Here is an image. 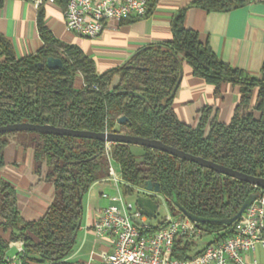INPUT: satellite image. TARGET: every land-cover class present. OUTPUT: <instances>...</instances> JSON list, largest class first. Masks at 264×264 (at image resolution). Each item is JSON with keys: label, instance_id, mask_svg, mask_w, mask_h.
<instances>
[{"label": "trees", "instance_id": "16d2710c", "mask_svg": "<svg viewBox=\"0 0 264 264\" xmlns=\"http://www.w3.org/2000/svg\"><path fill=\"white\" fill-rule=\"evenodd\" d=\"M55 1L65 4L64 0ZM156 1L147 0L144 17L152 12ZM248 1L193 0L172 16L169 41L143 46L122 65L101 74L77 45L53 37L40 9L36 23L43 45L34 54L16 58L9 41L0 35V126L29 122L154 138L243 173L264 177V62L259 76L249 75L221 62L199 40L197 32L184 25L189 7L228 10ZM48 56L60 58L62 66H39ZM183 63L195 76L213 85L215 95L220 94L224 82L238 86L239 99L227 122L209 119V106L203 108L194 125L179 120L172 101ZM77 76L82 79L79 87ZM121 117L126 120L120 123ZM11 136L23 137L22 144L32 148L34 170L53 183L55 194L40 218L24 220L15 188L0 176V264H5L9 243L19 239L25 243L22 264H63L75 243L83 196L108 173L105 142L35 131L3 133L0 168ZM131 146L110 143L108 147L112 161L119 167L123 195L143 193L146 181L157 183L173 215L182 214L177 205L191 216L207 219L197 226L204 234L217 233L211 242L231 235L224 221L250 195H264L258 187L194 162L142 146L135 154ZM162 224L160 220L140 232L153 233ZM194 254L198 253H192V242L181 236L175 238L174 257L186 259Z\"/></svg>", "mask_w": 264, "mask_h": 264}, {"label": "crops", "instance_id": "0c3cea01", "mask_svg": "<svg viewBox=\"0 0 264 264\" xmlns=\"http://www.w3.org/2000/svg\"><path fill=\"white\" fill-rule=\"evenodd\" d=\"M192 1L157 0L148 16L140 19L129 17L120 23L110 21L97 37L85 38L66 29L65 4L62 1L43 2L35 6L34 0H2L0 35L9 41L16 58L34 54L43 45L36 23L41 9L43 23L53 37L77 45L94 61L96 72L101 74L122 65L143 46L169 41L172 16ZM184 25L196 31L199 40L207 44L221 62L249 75H260L264 62V0H250L228 10H206L192 6L185 12ZM81 84L82 79L77 76V87ZM238 99V86L224 82L220 86V94L215 95L214 86L195 76L191 67L183 63L172 107L179 120L189 125L197 122L201 111L207 106L211 107L209 119L227 122ZM9 139L3 152L4 164L0 168V176L15 188L21 217L24 220H36L44 214L53 199L54 185L43 174L35 172L33 150L22 144L23 137L11 136ZM113 190L116 191V188L112 182L100 179L84 194L83 214L75 243L63 264L98 262L103 253L111 251L113 236L106 234L101 238L96 237L92 225L101 210L112 204V196L106 193L111 194ZM103 193L107 196L103 197ZM159 221L153 224L147 219L150 225H156ZM205 234L211 237L207 242H203ZM205 234L199 241L192 242V253H199L206 244L213 241L217 233ZM17 253V241H12L5 251L4 259L13 258ZM244 256L246 259L253 258L256 264H264V247L257 245L253 253Z\"/></svg>", "mask_w": 264, "mask_h": 264}, {"label": "built area", "instance_id": "2783aa9c", "mask_svg": "<svg viewBox=\"0 0 264 264\" xmlns=\"http://www.w3.org/2000/svg\"><path fill=\"white\" fill-rule=\"evenodd\" d=\"M54 1L34 0V4L39 6ZM64 1L66 29L85 38L97 37L110 21L120 23L129 17L143 18L147 11V0ZM109 145L105 143L108 173L102 180L112 182L118 196L110 197L112 204L101 210L92 231L98 238L111 234L113 241L110 252L103 253L98 262L88 261L86 264H256L253 258L246 259L244 255L253 253L257 245L264 247V195L256 194L240 217L227 226L232 231L230 236L206 244L198 254L179 259L172 255L175 238L181 236L186 241H197L204 234L203 230L183 214L168 213L161 218L163 224L157 230L142 234L140 231L149 228L150 224L136 207L124 201L122 179L111 166ZM143 193H146L144 189ZM102 196L107 195L103 193ZM24 245L23 240H17L18 253L13 258H5V264H22Z\"/></svg>", "mask_w": 264, "mask_h": 264}, {"label": "water", "instance_id": "95a60500", "mask_svg": "<svg viewBox=\"0 0 264 264\" xmlns=\"http://www.w3.org/2000/svg\"><path fill=\"white\" fill-rule=\"evenodd\" d=\"M47 66L49 68H60L62 61L60 58L48 56L45 63H39V66ZM126 119L121 117L118 122H124ZM13 131H35L46 134L54 135H66L71 137H81L89 139H97L105 143H126L131 145H139L142 147H148L156 150L166 152L170 155L176 156L180 159L194 162L199 166L212 169L217 173L233 177L235 179L247 182L255 187L264 190V177L246 174L241 171L232 169L230 167L215 163L209 159H205L201 156H197L176 147L167 145L159 139L145 138L137 135H130L125 133L117 132H95L84 129H71L65 127H56L51 124H33L29 122L9 123L0 126V134L13 132ZM146 193H138L135 195V207L137 211L144 215L147 219H152L157 214L158 202L155 196L159 194V185L155 182L146 181L143 187ZM256 194L250 195L240 206L238 211L228 220L224 221L225 225H230L233 221L238 219L244 209L256 198ZM181 213L189 219L199 223L206 221L207 219H201L198 217L191 216L185 210L175 205Z\"/></svg>", "mask_w": 264, "mask_h": 264}, {"label": "rangeland", "instance_id": "374dc122", "mask_svg": "<svg viewBox=\"0 0 264 264\" xmlns=\"http://www.w3.org/2000/svg\"><path fill=\"white\" fill-rule=\"evenodd\" d=\"M140 149H141V146H139V145H132L131 146V150L135 154H139ZM111 166L114 168L115 173L117 175H119V167H118L117 163L114 162V161H111ZM106 194H108L110 196H118V192L115 191V190H113L111 192V194H109V193H106ZM123 197H124V201L126 203H131L132 206H133V208L135 207V195L134 194L133 195H124ZM156 198H157V202H158L157 214H156V216L154 218L149 219V221L151 223H153V224H155L157 221H159L161 218L165 217L166 214L169 213V209H168V207H167L164 199L161 197V195L160 196H157ZM210 238H211L210 235H206V234L203 235V242L209 241ZM199 240H197V241H199Z\"/></svg>", "mask_w": 264, "mask_h": 264}]
</instances>
